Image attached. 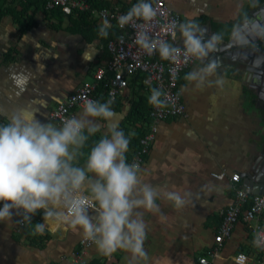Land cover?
I'll use <instances>...</instances> for the list:
<instances>
[{"label":"crops","instance_id":"obj_1","mask_svg":"<svg viewBox=\"0 0 264 264\" xmlns=\"http://www.w3.org/2000/svg\"><path fill=\"white\" fill-rule=\"evenodd\" d=\"M105 1L127 11L137 0ZM19 2L0 0V10H20ZM167 3L179 16L180 23L195 21L201 27H209L214 34L217 32L212 24H232L233 32L250 12L264 5V0H167ZM27 14L35 26L26 31H20L9 13L0 17V122L3 124L21 110L46 123L50 110L89 79L96 68L105 66L109 57L99 33L87 42L71 30L77 19L64 16L60 23L53 19L48 21L41 10L34 11L33 7ZM200 18L205 21L199 22ZM92 19L98 28L102 26L103 22L94 16ZM51 24L60 29H54ZM177 41L183 46L179 31ZM219 61L222 67L218 69V77L225 81L223 87L215 85L217 77H211L213 83H206L202 89L186 81L187 73L202 66L194 59L179 80L185 116L157 124L155 141L139 176L142 183L159 190L156 203L160 212L137 210L143 214L147 225L144 248L148 260L140 264H197V258L207 256L221 221L220 213L233 198L235 185L230 182V176L236 173L241 176L262 155L263 104L253 101L249 88L251 77L243 66L233 65L226 58ZM12 74L28 77L22 91L14 85ZM134 99L133 88L128 86L111 105L112 120H95L100 131L81 149L74 162L76 166L85 167L91 148L107 133L110 123L124 130L121 123ZM81 113L77 111L76 117ZM135 131L134 127L129 129L128 139ZM221 173L225 174L223 180L212 177ZM88 175L93 177L92 173ZM239 185L243 186L242 181ZM169 191L181 195L191 193L190 197H185L189 202L176 209L165 198ZM12 212L11 221L0 223V264H69L67 258L83 237L82 229L65 228L51 219L43 221V209L39 210V219L33 215L32 223L25 221V227L19 229L20 215L15 209ZM43 222L45 231L39 233L35 224ZM260 223L264 227V214ZM238 252L251 255L252 264H264V250H256L241 222L224 242L221 258L214 264H234L230 257ZM85 255L89 264H130L131 260V254L125 251L105 256L96 245L88 248Z\"/></svg>","mask_w":264,"mask_h":264},{"label":"clouds","instance_id":"obj_2","mask_svg":"<svg viewBox=\"0 0 264 264\" xmlns=\"http://www.w3.org/2000/svg\"><path fill=\"white\" fill-rule=\"evenodd\" d=\"M157 11L147 0L138 3L118 18L121 27L137 19L145 22L143 30L136 34L135 43L148 54L158 52L165 60L184 62L195 59L200 67L187 73L184 79L203 88L213 83L222 88L225 81L218 77L220 61L210 54L222 43V35H208V30L195 21L173 23L183 40V48L149 35V26ZM111 27L105 18L99 35L108 36ZM14 85L21 91L28 77L12 74ZM214 101V97H213ZM113 101L100 102L87 99L79 117L67 118L61 127L52 123H41L35 116L21 110L14 113L7 123L0 124V223L11 221L15 209L22 215L18 223L31 222V217L43 209V221L50 218L66 222L82 229L83 239L96 245L98 251L111 256L117 251L131 254L130 264L148 260L144 248L147 225L138 209L159 213L156 203L159 190L151 184L142 183L138 163H127L129 139L118 125L110 123L107 133L91 148L85 167L74 163L81 149L91 136L100 131L96 119L111 121ZM175 100L162 89L152 88L149 104L166 108ZM89 173L93 177H89ZM87 189L98 204L96 215L90 216L85 200L75 193ZM191 193L181 195L175 191L165 193V198L176 209L183 208ZM45 222L35 224L39 233L45 231ZM252 245L264 250V228H257Z\"/></svg>","mask_w":264,"mask_h":264},{"label":"built area","instance_id":"obj_3","mask_svg":"<svg viewBox=\"0 0 264 264\" xmlns=\"http://www.w3.org/2000/svg\"><path fill=\"white\" fill-rule=\"evenodd\" d=\"M44 10L49 11L59 9L65 16L75 17L77 12L90 11L98 21L103 22L106 18L110 25L116 26L118 35L106 43L108 61L105 66L98 67L91 77L81 82L78 87L69 94L62 102L52 108L48 114L46 123H52L56 127H61L62 122L71 117H76L77 111H83L84 101L87 99L99 101L100 97L104 101H115L119 93L126 90L131 80L137 75H144L142 86L144 92L149 96L152 88L162 89L169 97L175 100L174 104L160 109L151 106L149 111L150 121L147 124L145 133L138 139L136 145H130V159L128 163H138L140 168L143 165L156 137L157 124L162 121L185 116V105L181 100L179 80L182 73L190 66L194 59L184 62L181 57L178 61L165 60L158 52L148 54L135 43L136 34L145 27L143 20L137 19L134 24L130 23L121 27L118 18L126 14L138 0L132 4L127 11L115 5L100 10H91L86 0H38ZM157 11L156 17L150 23L149 35L156 39L171 42L174 46L183 48L177 41V29L172 27L173 23L180 24L179 16L174 13L167 0H147ZM0 124H3L0 122ZM139 127V125H135ZM134 126V128H135ZM217 180H223L225 174H212ZM230 182L234 184L233 198L228 207L221 213V221L213 238V246L207 256L197 258V264H214L215 260L221 258V251L224 242L231 237L237 223L245 224L246 230L253 239V234L257 228H264L260 219L264 214V194H250L246 188L239 185L241 177L239 174H232ZM74 196H79L85 200L89 215H96L98 204L91 198L87 189H83ZM3 204H0V208ZM18 219H22L19 214ZM54 223L65 228L72 227L66 222H60L50 218ZM25 227V221L18 223V228ZM92 242L82 238L72 249L67 258L69 264H89L86 260V250L93 246ZM256 250L263 251L256 248ZM234 264H252V256L238 252L230 257Z\"/></svg>","mask_w":264,"mask_h":264},{"label":"trees","instance_id":"obj_4","mask_svg":"<svg viewBox=\"0 0 264 264\" xmlns=\"http://www.w3.org/2000/svg\"><path fill=\"white\" fill-rule=\"evenodd\" d=\"M20 4H22V8L20 10H16V8H8L0 10V17L5 13H9L20 27V31L30 30L35 26V23L32 19L28 18L27 11L33 7L35 10H41L43 12L44 19L51 21L52 19L61 22L63 17L65 16L59 9H53L46 11L43 9L42 4L38 0H19ZM89 4V8L91 10H100L102 8H107L110 6L109 2L105 0H86ZM24 3V4H23ZM70 18H75L77 21L72 25L75 27L71 28L75 33L80 34L83 39L87 42H90L92 38L98 35L99 29L96 25V22L92 19V15L90 11H82L77 12L75 17L65 16ZM204 18H200L199 22H204ZM54 29H60V26L53 25ZM212 28L219 34L222 35L223 39H227L233 25L232 24H212ZM118 29L116 26L111 25L108 29V36L102 37V40L105 42L110 39H114L118 35ZM106 49V46H105ZM5 57V56H4ZM4 63H7V60H3ZM144 79V75L137 74L130 82L129 87L133 88V95L135 97L134 100L131 101L128 112L121 123V127H123V132L127 137L129 129L134 127L135 125H139V127L135 126V134L129 139L128 151L126 152V161L130 159V145H136L138 139L145 133L147 124L150 121L149 111L152 105L149 104V95L144 92L142 86V80ZM104 98L100 97V100ZM114 103V102H113ZM112 103V104H113ZM127 126V127H126ZM128 138V137H127ZM36 219H39V211L35 214Z\"/></svg>","mask_w":264,"mask_h":264},{"label":"water","instance_id":"obj_5","mask_svg":"<svg viewBox=\"0 0 264 264\" xmlns=\"http://www.w3.org/2000/svg\"><path fill=\"white\" fill-rule=\"evenodd\" d=\"M204 28L208 30L209 36L213 34L209 27ZM210 56L218 60L226 58L233 65L244 67L251 77L249 88L253 101L263 104L261 110L264 121V5L250 12L243 24L231 32L228 39ZM240 177L248 193L264 194V149L258 160Z\"/></svg>","mask_w":264,"mask_h":264}]
</instances>
